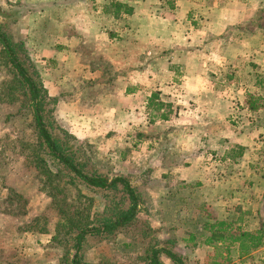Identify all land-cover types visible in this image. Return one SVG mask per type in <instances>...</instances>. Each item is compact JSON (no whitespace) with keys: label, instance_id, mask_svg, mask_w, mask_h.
I'll return each mask as SVG.
<instances>
[{"label":"rangeland","instance_id":"rangeland-1","mask_svg":"<svg viewBox=\"0 0 264 264\" xmlns=\"http://www.w3.org/2000/svg\"><path fill=\"white\" fill-rule=\"evenodd\" d=\"M33 1L18 3L0 0V28H4L13 40L25 42L48 96L56 100L54 118L57 126L77 139L84 148L86 158L90 159L91 165L99 173L110 178L127 177L143 198L140 212L133 223L111 236L88 239L81 251L83 262L148 264L147 257L152 247H164L165 241L173 240L175 243L170 248L185 264H202V253L197 251V239L192 240L196 236L191 231L192 228L184 227L179 235H174L176 227H161L155 225L154 219L152 222L149 219L146 207L148 191L153 188H181L184 183L188 189L195 190L197 182L195 177L178 179L174 156L165 157V163H159L160 167L156 166L152 155L154 149L152 144L149 145L153 138L149 128L153 122L173 123L174 125H169L168 132L165 131L168 133V140L172 141L182 135L178 136L173 132L178 129L177 125L190 129L187 138L192 163L189 165L202 157V153L205 154V162L213 165L217 153H214L211 142L217 140L222 126L225 127L226 135L229 134L230 127L233 139L238 144L228 143V138L222 140L232 160H242L246 153L243 146L255 144L252 149L258 158L248 164L252 167L259 166L261 158H264V133H260V128L264 126V0H139L142 10L149 12L154 21L167 18L166 21L176 22L181 42L187 43L180 47L185 54L192 55L189 59H186L187 54L183 59L179 57L177 62H184L183 64L162 65L155 72L150 67V53L153 48L158 50V46L149 42L150 46H138L140 51L133 46H125L124 61L119 60L113 65L109 59L107 64L103 63L101 67L105 76L111 81L115 80L109 84L110 89L103 102L108 114L118 100L113 96L118 87V77L126 78L123 86L127 87L128 94L139 89L144 90L145 94L136 104L138 109L134 115L117 114L116 119L108 116V120L103 123L106 128L96 138L88 131V84L85 79L77 87L69 81L67 74L61 79L54 75L52 78L56 81L46 79L44 74L47 72L60 70L59 63L52 59L43 60L39 48L29 44L28 32L20 28L19 24L27 15L43 12L49 6L58 8L57 3L50 5ZM114 3L130 7L131 13L125 14L124 9L116 10L112 7ZM60 4L62 9L67 10L72 6L78 13L100 10L110 15L106 18L108 32L115 40H126V35L120 36L121 31H130L132 26L142 23L132 20L134 8L131 5L119 1L102 3L100 0H79ZM229 9L237 15L235 19H231L232 24L222 33H218V29L214 31L212 28L219 16L218 12L225 14L223 12ZM118 16L126 18H113ZM161 25L154 23V27ZM86 30L88 32V26ZM159 39V43H169V36ZM81 40L83 43L87 42L88 33L85 37L82 35ZM141 43L145 44L144 41ZM165 53L172 51L167 49ZM113 54L116 55L114 49L110 50L112 58ZM133 54L140 57V63L133 59ZM67 71L68 68L64 67V72ZM137 72L140 73L141 83L130 79ZM153 73L162 78L160 81L158 79L157 86L151 75ZM13 80V71L0 46V245L13 249L9 255V262L13 264H69L70 257L66 255V251L70 244L54 241L53 237L66 220L92 217L100 212L105 203L104 193L92 191L77 183L72 184L68 178L63 181L59 177H53L50 181L41 172L40 160L47 158L40 147L33 113L25 106V97L19 89L16 92L9 91ZM161 84L169 88V100L162 99L165 88L161 91ZM154 95L155 101L161 106H152L151 98ZM260 109L263 111L259 112ZM163 115L168 119H162ZM90 141L99 144L94 145ZM202 143L205 147L201 146ZM52 165L51 168L58 169L57 165ZM167 167H173V175L160 179L154 177ZM252 167L249 169L253 170ZM232 168L237 173L241 166L233 164ZM53 172L56 173L54 170ZM25 231L35 234L18 240V234ZM206 231L208 235L205 245L212 247L207 242L210 233L207 229ZM178 236L189 239L188 252L178 246L175 240ZM1 255L2 252L0 257ZM213 255L205 257V264H211ZM234 255L242 264L249 263L251 259L250 255L240 257L237 252ZM161 259L162 264H175L165 256H161Z\"/></svg>","mask_w":264,"mask_h":264},{"label":"crops","instance_id":"crops-1","mask_svg":"<svg viewBox=\"0 0 264 264\" xmlns=\"http://www.w3.org/2000/svg\"><path fill=\"white\" fill-rule=\"evenodd\" d=\"M9 1L28 3L31 0ZM36 1L46 2L50 5L57 3L58 5L56 6L58 8L55 9L53 6H49L43 12L27 15L19 24L20 28L28 32L30 35L29 44L39 48L43 60L50 61L52 59L59 63L60 70L52 71L51 73L47 72V74H44L47 77L46 79L56 81L52 78L54 75L60 76L61 79L66 77L64 74H67L69 81L71 80L76 87L81 85L83 79H85L86 84H88V131H91L92 137L96 138L97 134L106 128L103 123L108 120V116L116 119L117 114L120 116L134 115L137 112L139 100L145 94L144 90L140 89L128 94L127 87L123 86L126 78L124 76L118 77L116 81L118 87L113 95L118 100L114 102L112 110L108 114L104 109L105 105L103 102L104 98L107 97V90L110 89L109 84L115 80L111 81L105 76L101 67L103 63L107 64L109 59H111L113 65L119 60L124 61L125 46H133L134 49L140 51L138 46H150L151 42L156 43L153 46H158V50L153 48L150 53L152 54L150 67L155 72L162 65L183 64L184 62H177L178 58L181 57L183 59L187 54L186 59H189V56L192 55V53L185 54L182 47H180L187 43L181 42L179 27L176 22L166 21L167 18L165 20L159 19L161 21H154L149 12L142 10L138 4L139 0H100L102 3L119 1L134 8L131 18L133 21L142 22L140 24L142 27L140 25L132 26L130 31H121L122 34L120 36L126 35V40H119L118 38L115 40L110 36L106 21L107 16L109 17L110 15H106L100 10L78 13L72 9V6L65 10L62 9L61 4L59 5L60 2L68 1L73 3L79 0ZM82 1L93 2V0ZM223 13L225 14L218 12L217 15L219 16L215 19L212 28L214 31L218 29L216 30L218 33H222L227 29L232 24L231 19H235L237 16L231 9ZM77 14H80V16H77ZM113 18L122 19L126 17L118 16ZM156 22L162 25L154 27ZM87 26L88 32L86 30ZM86 33H88V41L83 43L81 36L84 35L85 37ZM162 36H169V43H159V38ZM141 41H144L145 44H142ZM113 49L116 55L114 56L113 54L112 58L110 50ZM167 49H171L172 53H165ZM139 58L133 54V59L140 63ZM64 67L68 68L67 73L64 72ZM151 75L154 76V83L157 86V83H159L158 79L160 81L162 78L154 73ZM132 77L130 79L141 83L140 73H133ZM127 80L129 82L128 78ZM164 88L165 92L162 93L161 97L164 100H169V88L161 84L160 90L162 91ZM59 89L58 86L57 90ZM261 111L263 109H260L259 112ZM170 124L168 122H153L150 125L149 131L153 134V138L149 141V145L152 144L154 149L152 155L154 156L155 164L160 167V164L165 163V157L174 156L175 168H178V179L188 180L195 177L197 179L196 189H188V187H185V183L181 188H153L148 191L149 193L147 192L149 194V200L147 199L146 201L148 215L151 222L153 219L155 220V225H161V227H167L168 229H175L176 227L177 230H173L174 235H179L180 230L184 229V227L186 229L192 228L191 231L196 233L192 240L197 239V251L198 253L201 251L202 264H205V257L214 254V249L205 245L208 225L217 221L228 220L233 222L236 227L248 231L264 229V158H261L258 167L250 166L248 163L258 158L252 149L255 144L250 146L244 144L245 146L243 147H245L246 153L243 154L242 160H235L234 162L228 149L224 148V140L222 138H228V143L238 144V142L233 139L231 128H228L229 134L226 135L224 132L225 127L222 126L221 131L217 134V140L211 142L213 143L214 153L218 154L214 156L213 165L205 162L204 153H202V157H198L193 164L189 165V163H192L188 154L189 144L187 138L189 136L187 132L190 129L177 125L178 129H174L173 132L178 134V136L181 133L182 135L172 141L171 139L168 140V133L165 132H168ZM171 125L174 124L172 123ZM260 131V133H264V126L260 128ZM90 143L99 144L93 141H90ZM201 146L205 147L203 143ZM246 147H249V149H246ZM181 148H184V150H180ZM233 164L241 166L237 173L233 172ZM249 167H252L253 170L249 169ZM172 169L173 167H167L165 171L157 172L154 177L157 179L168 178V175L170 177V174L173 175L174 173ZM155 215L157 219H155ZM33 234L35 233L25 231V233L18 234V240L21 241L22 238L31 237ZM175 240L181 249L184 248L187 252L189 251L190 246L187 245L189 239L178 236ZM11 250L13 249L10 247L0 245V253H3L0 257V264H13V262H9ZM233 257L235 258L231 264H242L241 261L237 260L236 255ZM250 258L249 263L246 264H263L264 245L253 251L250 254Z\"/></svg>","mask_w":264,"mask_h":264},{"label":"trees","instance_id":"trees-1","mask_svg":"<svg viewBox=\"0 0 264 264\" xmlns=\"http://www.w3.org/2000/svg\"><path fill=\"white\" fill-rule=\"evenodd\" d=\"M112 7L118 11L124 9L125 14L132 11L130 7L120 3H114ZM3 29L0 28V46L14 75L13 86L9 91L16 92L19 89L25 97V106L33 113L40 147L47 158L40 160L41 172L50 181L53 177H59L63 181L68 178L72 184L77 183L92 191L104 193L105 203L100 212L92 217L66 220L53 237L54 241L70 244L66 251V255L70 257L69 264H90L83 262L81 258L85 243L91 238L111 236L133 223L140 212L142 194L125 176L110 178L99 173L91 165L90 159L86 158L84 148L77 139L57 126L54 118L56 100L48 96L25 42L13 40ZM155 97L156 95L151 98L152 106H161L155 101ZM162 119L167 120L168 117L163 115ZM52 164L57 165L58 169L51 168ZM207 230L210 233L207 242L214 249L211 264H231L234 252L240 257L249 256L264 245L263 228L245 231L236 227L233 222L223 220L208 225ZM174 243L169 240L165 241L164 247H152L147 257L148 264H162L161 256L169 258L175 264H185L170 248Z\"/></svg>","mask_w":264,"mask_h":264}]
</instances>
